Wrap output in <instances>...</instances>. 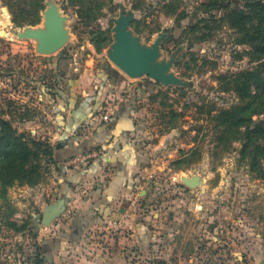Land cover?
<instances>
[{"label": "rangeland", "instance_id": "374dc122", "mask_svg": "<svg viewBox=\"0 0 264 264\" xmlns=\"http://www.w3.org/2000/svg\"><path fill=\"white\" fill-rule=\"evenodd\" d=\"M20 1L13 16L5 0H0V118L26 138L55 147L60 139L53 112L32 80L60 89L66 97L71 89L76 104L83 101L85 91L96 96L101 85L110 83L109 68H116L107 56L114 21L121 9L125 14L132 11L130 28L141 43L150 45L157 35H165L159 60L173 56L170 71L184 81L164 85L145 74L125 75V84L140 86L132 136L137 152L134 213L149 215V224L156 229L154 249L138 246L134 260L139 264H255L252 254L264 245V160L251 169L250 159L239 154L240 141L219 139L216 116L239 101L222 76L237 74L256 62L247 53L248 45L237 42L238 33L217 19L224 8L206 12V0H42L43 10L49 3L57 6L68 35L60 49L42 54L35 39L18 34L26 27L42 28L43 10L38 23L28 24V10L36 0ZM230 1L232 6L239 2ZM209 14L214 18L200 21ZM52 56H61L66 63L56 67ZM90 131L87 124L78 133L85 136ZM39 152L36 179L14 181L4 193L0 183L3 264H26L38 258L49 264L41 236L50 235L53 227L52 223L43 226L40 219L44 206L59 196L61 173L48 154ZM82 167L66 163L69 171ZM193 175L202 182L189 187L181 181L182 176ZM100 176L107 181L104 170ZM94 180L83 188L84 195L90 186L94 188ZM41 228L47 229L44 235Z\"/></svg>", "mask_w": 264, "mask_h": 264}, {"label": "crops", "instance_id": "0c3cea01", "mask_svg": "<svg viewBox=\"0 0 264 264\" xmlns=\"http://www.w3.org/2000/svg\"><path fill=\"white\" fill-rule=\"evenodd\" d=\"M109 71L107 81L110 83L101 85L96 101L88 100L92 94L85 91L83 101L76 104V95L69 88V97L62 92V107L58 103L48 104L59 132L60 140L56 144L64 141L58 148L55 144V159L95 145L99 146L101 154L99 163L94 161L77 171L66 168L58 179V195H66L67 203L61 216L52 222L53 232L41 236L44 259L49 264H139L137 247L154 249L155 225L149 224V215L134 213L137 206L136 198L132 197L137 157L132 139L135 96L128 86L117 83L122 80L121 76L125 77L120 70L111 67ZM97 106L99 113L108 106L113 107L110 120L101 126L93 124L88 116ZM55 107L62 109L58 115ZM82 120L91 124V131L89 135L78 137ZM101 170L108 175L105 182L106 176L97 177ZM96 177L99 181L94 180ZM91 179L94 188L90 186L88 195H84ZM44 230L47 231L41 228V235ZM252 258L255 264H264V245L252 254Z\"/></svg>", "mask_w": 264, "mask_h": 264}, {"label": "trees", "instance_id": "16d2710c", "mask_svg": "<svg viewBox=\"0 0 264 264\" xmlns=\"http://www.w3.org/2000/svg\"><path fill=\"white\" fill-rule=\"evenodd\" d=\"M70 1L76 3L78 0ZM5 2L14 16L15 9L18 10L21 1L5 0ZM203 3H205L206 12L218 7L224 8V14L217 19L220 22L227 23L230 28L238 33L237 42L248 45L249 50L247 53L251 60L256 62L254 67L232 74V76H222L227 78L226 84L229 85L231 90L236 92L239 101L232 104L229 108L221 109L216 116L218 130L220 131L219 139L225 140L224 138H226L227 140L240 141L239 154L242 159L248 157L250 159L249 166L254 169L260 159L264 160V117H260L257 120L253 119L254 115L264 114V0H239L233 6L230 0H206ZM43 8L42 0H36L31 9L28 10L27 23H38ZM210 18H214V16L209 14L202 17L200 21H206ZM51 62L56 67L66 63H64L61 56H52ZM64 71L65 69H62L61 72L63 73ZM121 77L122 80L117 83L120 82L119 85L124 87L128 86L129 90L133 92L135 100H137L140 86L127 85L125 84V77ZM41 83L38 80H32L31 84L35 88H39L47 96L44 102L52 105H57L58 103L62 107L64 97L61 90L48 88V86ZM97 99L98 95L88 97V100L96 101ZM98 108L97 106L90 112L89 118L99 114ZM56 109L55 113L58 115L62 109ZM109 120L110 117L98 126ZM226 133L229 135L226 136ZM42 147L44 148L42 149ZM98 148L99 146L96 145L82 147L80 151L75 150L72 154L55 159L53 146L51 147L49 144L34 138H26L23 134L18 133L8 120L0 118V183L2 192L4 193L5 187L12 185L14 181H31L39 176V150L49 155L55 168L62 174L66 170L65 162L69 158L80 153L99 150ZM100 157L93 159L91 163L94 161L99 163L101 161ZM31 228H34V225H31ZM42 262V259L38 258L26 264H42ZM0 264L3 263L0 262Z\"/></svg>", "mask_w": 264, "mask_h": 264}, {"label": "water", "instance_id": "95a60500", "mask_svg": "<svg viewBox=\"0 0 264 264\" xmlns=\"http://www.w3.org/2000/svg\"><path fill=\"white\" fill-rule=\"evenodd\" d=\"M43 27H26L18 36L33 38L37 41V50L42 54H52L60 49L67 40V30L63 24V17L54 3H49L42 11ZM134 18L132 11L124 13L121 9L115 19L113 27V42L107 51L109 60L124 75L137 78L148 75L164 85H183L184 81L170 71L174 57L169 60H159L160 43L165 38L164 34L157 35L150 45L141 43L139 36L130 28ZM64 145L59 141L56 147ZM181 181L189 187L200 184L202 181L197 175L182 176ZM66 195H59L53 202H48L42 211L40 223L49 226L60 216L66 207Z\"/></svg>", "mask_w": 264, "mask_h": 264}, {"label": "built area", "instance_id": "2783aa9c", "mask_svg": "<svg viewBox=\"0 0 264 264\" xmlns=\"http://www.w3.org/2000/svg\"><path fill=\"white\" fill-rule=\"evenodd\" d=\"M113 111V107L112 106H108L106 109H104L102 112H100L98 115H95L93 117H91L90 119H92L93 124L95 125H99L101 122L103 121H107L110 117V114ZM98 116V117H97ZM90 123H81L78 126V130H82L84 129V127ZM79 134V133H78ZM79 136L83 137V135L79 134ZM86 136V135H85ZM101 156L100 154V150H93L91 152L88 153H80L75 155L72 158H69L66 162H65V166L66 163L69 164H73V163H77V164H83L84 166H87L89 163H91V161L97 157Z\"/></svg>", "mask_w": 264, "mask_h": 264}]
</instances>
